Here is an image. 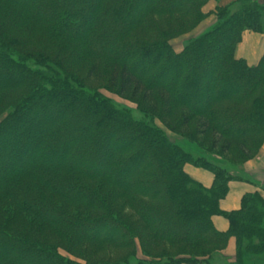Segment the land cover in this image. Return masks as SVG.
I'll return each instance as SVG.
<instances>
[{"label":"trees","instance_id":"obj_1","mask_svg":"<svg viewBox=\"0 0 264 264\" xmlns=\"http://www.w3.org/2000/svg\"><path fill=\"white\" fill-rule=\"evenodd\" d=\"M209 1L0 0V264H209L208 248L230 239L232 264H264L261 193L221 208L232 171L264 145V54L256 66L236 56L245 32L264 35V1L218 7L216 25L176 52ZM92 79L105 85L89 92ZM101 88L139 104L143 120ZM175 111L181 127L199 119L189 140L212 136L225 166L167 139L155 121ZM187 165L211 173L212 187ZM159 242L177 254L152 257ZM85 243L131 258L92 260L76 253Z\"/></svg>","mask_w":264,"mask_h":264},{"label":"rangeland","instance_id":"obj_2","mask_svg":"<svg viewBox=\"0 0 264 264\" xmlns=\"http://www.w3.org/2000/svg\"><path fill=\"white\" fill-rule=\"evenodd\" d=\"M20 1H22V0H20ZM213 1L220 2L221 0H213ZM261 1H264V0H261ZM204 8H202L203 12H204ZM231 9H232L231 11H235V13H236L242 9V6L237 7V5H235V6H232ZM212 28L213 27H211L210 29H208L204 33L208 32ZM191 33H193V32H191ZM191 33H189L185 36H182L180 38H177L171 42L175 51L185 48L187 45H189L191 40L196 39V38L201 36L200 35V36H197L195 38L188 40V38L191 37V35H190ZM185 37H188V38H186L185 41H183V39ZM28 65L31 68H33L34 70L43 71V72H46L47 74H50V75L52 73L54 74V72H53L54 70L53 71L51 70V72H50V69H47L46 67L37 66L36 62L33 60L29 61ZM76 72H78V73L76 74ZM75 74L77 76H80L79 79H82V80H80V82L83 84V82L85 81V76L87 75V70H85L84 68H82L80 66H77L75 68ZM103 85H105V82L93 81V79H92V80L88 81V84L86 85V87H87V89H89L87 91L94 92L92 89L103 87ZM99 93L104 98L108 99L114 107L118 108L119 110H125V111L131 112L133 118H135L136 120H143L144 115L141 114L139 104L137 105L133 101L126 99V98H124V96L119 95L115 91H112V90L110 91L107 88H101L99 90ZM198 122H199V119L193 117V120L189 123V125H187L185 127H181V125L183 124L181 115L178 111H175L173 116L165 122V125L162 124L158 120L155 121V124H156L157 128L163 134H165V136L167 137V139L170 142H173V143H179L180 142V144L182 145L183 148L194 153V154H192L194 156V160L199 159V158H203V159H205L208 162H211L213 164L225 166V164H226L225 161H221L219 158L214 156L218 152H220V148H218L216 150H210V148L213 145L212 136L197 137V138L192 137L193 140L192 139H191V141L189 140L190 137L192 135H195V133L197 132ZM202 148H206L207 151H204ZM225 159L229 160L230 162H234L237 165L241 164V162L236 161L233 158V155L232 156L226 155ZM3 163H5V162H3ZM5 165H7L10 168L12 167L11 164L8 162ZM231 170L232 169H230V171ZM105 199H108V197H106ZM120 205H122V204H120ZM118 207H119V205H118ZM37 224L38 223L35 222V225H37ZM139 225H142V223L140 222ZM41 234H43V233H41ZM149 251H150V255L154 258L164 257L165 259H167V257L177 254L174 250L167 248L166 246H163L160 242L158 244H156L155 246H152L149 249ZM209 252H211L209 264H232L236 260V255H237L236 249H235V252L232 253V252L225 251V249L215 250L212 248L211 249L208 248V253ZM62 253H63V255H66L64 252H62ZM76 253L84 255V257H89L90 259L96 260V261H100V260H104V259L105 260L110 259V260H112L111 261L112 263L119 261V259L120 260H123L126 258L129 259V258H131V254H132L128 250L127 251L124 250V251H120V252L109 251V250L103 251V248H99V247H97L96 244H92V243L80 244V246L77 247Z\"/></svg>","mask_w":264,"mask_h":264},{"label":"crops","instance_id":"obj_3","mask_svg":"<svg viewBox=\"0 0 264 264\" xmlns=\"http://www.w3.org/2000/svg\"><path fill=\"white\" fill-rule=\"evenodd\" d=\"M238 2L239 0H221L220 2L211 0L204 8V12L207 14L206 20L190 34L191 37L189 35V38L185 37L183 41L186 38L189 40L200 36L211 27H214L217 23L216 9L218 7H232L237 5ZM183 49L176 50V52L179 53ZM263 54L264 35L245 32L242 42L236 51L237 58L245 60L249 66H256ZM185 172L204 187H212L214 177L211 173L191 165L185 166ZM232 174L237 180L229 183V193L225 200L221 202V208L225 212H233L241 209V202L246 194L259 192L264 197V145L255 158L249 160L242 167L233 170ZM212 220L218 231L225 233L229 230V222L225 218L215 216ZM235 249L236 241L235 239H230L225 251L233 253Z\"/></svg>","mask_w":264,"mask_h":264}]
</instances>
